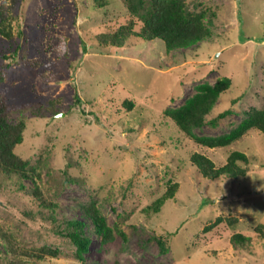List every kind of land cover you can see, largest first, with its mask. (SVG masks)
Returning a JSON list of instances; mask_svg holds the SVG:
<instances>
[{
	"label": "rangeland",
	"instance_id": "rangeland-1",
	"mask_svg": "<svg viewBox=\"0 0 264 264\" xmlns=\"http://www.w3.org/2000/svg\"><path fill=\"white\" fill-rule=\"evenodd\" d=\"M5 1L12 5L14 36L9 40L0 31V93L13 103L14 118L27 119L16 150L40 169L39 184L59 203L60 219L25 194L16 175L0 172V224L22 245L61 250L58 257L20 264H264V240L256 231L264 223V133L252 129L229 146L207 147L165 114L184 104L198 84L224 75L232 77V86L207 118L239 97L234 112L217 125L195 128L196 134L228 132L245 109L264 107V0H189L206 12L213 34L170 51L158 38L131 37L113 47L91 41L124 21V0H111L108 11L94 7V0ZM18 44L19 56L9 65L13 59L4 53ZM30 59L38 66H28ZM115 96L119 102L130 97L135 106L117 113V102L110 101ZM52 98L60 112L32 113L34 105ZM233 149L250 159L247 174L237 179L206 178L190 161L192 152L202 151L221 165ZM171 181L179 183L176 196L149 212ZM24 183L33 186L31 178ZM91 201L125 235L116 232L104 242L89 227L91 244L82 262L59 222L80 217L78 204ZM219 215L238 221L204 231ZM236 232L250 237L247 250L232 240ZM0 264L11 263L0 254Z\"/></svg>",
	"mask_w": 264,
	"mask_h": 264
},
{
	"label": "trees",
	"instance_id": "trees-1",
	"mask_svg": "<svg viewBox=\"0 0 264 264\" xmlns=\"http://www.w3.org/2000/svg\"><path fill=\"white\" fill-rule=\"evenodd\" d=\"M94 7L106 8L110 10L111 0H94ZM126 15L124 21L112 30H105L95 34L90 39L97 42L102 47L123 46L128 38L136 37L140 39L152 40L155 38L164 41L167 50L187 48L194 43L202 41L213 34V29L203 10L192 8L189 0H124ZM12 5L5 0H0V31L9 40L14 36L12 15L10 9ZM94 44V43H93ZM21 46H15L11 53H4V57L13 60L7 64L16 62L18 50ZM4 52V51H3ZM24 60V58H23ZM37 61V60H36ZM30 59L27 65L31 68L37 67L38 63ZM3 73V72H2ZM44 73V72H42ZM233 83L229 75H224L215 83L203 82L197 85V91L189 97L184 104L178 107H168L165 114L170 117L176 125L187 136L191 137L196 143L207 147H226L241 139L252 129H258L264 133V107L252 106L245 109V116L241 121L228 132L218 135H198L194 132L195 128L203 127L206 124L217 125L219 119L234 112L233 104L239 97L232 100L230 106L220 111L211 119L207 115L212 111L222 93L228 90ZM117 97V98H116ZM75 98L81 102V97L76 90ZM118 96L112 97L111 102L116 105V112H127L135 106V101L126 97L119 99ZM115 100V101H114ZM96 105L98 101H89ZM57 98L49 99L45 106L37 104L33 106L32 113L37 116H54L61 110ZM13 103L3 93H0V172L6 176H17L20 189L25 194L30 195L35 202L45 209L44 213L54 220L58 219L59 203L48 197L43 192L39 180L41 179L40 169L30 165V161L19 154L16 150L24 140L27 119L24 116L14 118ZM190 161L198 171L209 179H217L223 176L239 178L248 172L249 156L246 152L233 149L230 151L224 164L218 165L215 160L202 151H194L190 155ZM26 178H31L33 186L24 183ZM66 178V177H65ZM179 183L171 181L164 193L157 197L147 207L149 212H159L168 199L176 196ZM81 210L80 217L63 218L59 222L62 226L60 230L69 236L75 243L76 255L82 262L85 261V253L89 251L91 244L90 227L97 234L101 235L104 242L114 239L116 232L125 235L119 223L110 225L106 214L96 201L90 203H79ZM223 221L234 224L238 221L237 217H226L219 215L216 219L204 227V231H209ZM256 231L264 240V223L256 226ZM0 254L10 261L11 264L23 262H40L48 257H58L61 250L50 245L26 246L18 242L15 235L6 230L0 224ZM159 242L164 250L163 237H159ZM232 240L239 244L243 250L249 248L250 237L242 232L232 235ZM2 244V245H1Z\"/></svg>",
	"mask_w": 264,
	"mask_h": 264
},
{
	"label": "water",
	"instance_id": "water-1",
	"mask_svg": "<svg viewBox=\"0 0 264 264\" xmlns=\"http://www.w3.org/2000/svg\"><path fill=\"white\" fill-rule=\"evenodd\" d=\"M60 114V113H59Z\"/></svg>",
	"mask_w": 264,
	"mask_h": 264
}]
</instances>
